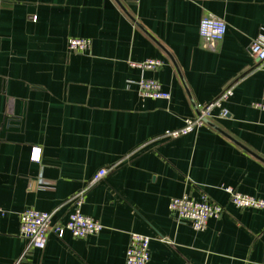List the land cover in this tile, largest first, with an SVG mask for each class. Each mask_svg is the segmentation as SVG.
<instances>
[{"label": "crops", "instance_id": "0c3cea01", "mask_svg": "<svg viewBox=\"0 0 264 264\" xmlns=\"http://www.w3.org/2000/svg\"><path fill=\"white\" fill-rule=\"evenodd\" d=\"M207 15L226 24L213 47L198 33ZM258 36L264 0H0V264H125L131 233L150 238L148 264L263 262L264 208L238 209L222 190L264 200V112L251 105L264 67L248 52ZM70 38L89 51H68ZM148 59L162 66L128 65ZM141 77L169 100L141 98L130 83ZM229 88L225 117L214 109L196 131L163 137ZM183 195L223 212L196 232L168 209ZM79 196L98 234L50 232L43 249L18 235L26 208L63 226Z\"/></svg>", "mask_w": 264, "mask_h": 264}, {"label": "built area", "instance_id": "2783aa9c", "mask_svg": "<svg viewBox=\"0 0 264 264\" xmlns=\"http://www.w3.org/2000/svg\"><path fill=\"white\" fill-rule=\"evenodd\" d=\"M225 32V22L212 15L202 17L199 22V36L210 47L220 42ZM66 47L68 51L72 53L84 54L90 49V40L70 38L67 40ZM248 52L264 67V37L258 36L254 39L248 48ZM128 65L131 68H136L141 71L153 72L162 66V62L148 59L143 62H129ZM130 83L136 86L137 93L141 98L165 101L170 98V94L163 91L160 83L154 78L141 77L137 81ZM230 95L231 90L229 88L224 90L219 97L213 101L198 106L195 117L185 119L183 126L179 129L166 130L163 133V137L165 139H175L196 131L212 118L214 109L219 110V118L225 117L227 112L223 104ZM251 105L255 109L264 112V95L261 96L259 101ZM39 155L38 148H33L31 160L37 162L39 160ZM107 173V169L99 170L88 182L87 187L89 188L100 182ZM222 190L227 194L229 202L238 209L260 210L264 208V200L260 198L241 194L231 187H224ZM74 202V206L68 215L67 222L63 226L51 227L50 213L26 208L18 215V235L28 240L32 247L43 249L50 232H53L58 238H62L64 231H67L71 237L78 239L98 234L102 229L100 222L81 213L80 205L82 203V198L80 196ZM168 209L175 216L177 222L189 223L191 228L196 232L205 230L208 221L212 218H219L223 212V207L221 205L212 201L205 195H202L199 200H195L187 195H183L179 198H171L169 200ZM4 214L5 212L0 207V215L2 216ZM149 242V237L131 233L125 250V264H148L150 260ZM14 264H26L24 255L14 262ZM258 264H264V261Z\"/></svg>", "mask_w": 264, "mask_h": 264}]
</instances>
